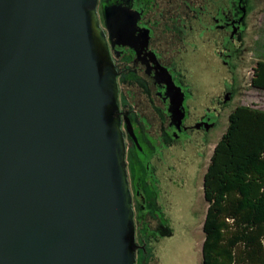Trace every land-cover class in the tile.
Here are the masks:
<instances>
[{
    "label": "water",
    "instance_id": "obj_1",
    "mask_svg": "<svg viewBox=\"0 0 264 264\" xmlns=\"http://www.w3.org/2000/svg\"><path fill=\"white\" fill-rule=\"evenodd\" d=\"M94 5L0 0V264L135 263L117 88ZM168 78L179 127L184 97Z\"/></svg>",
    "mask_w": 264,
    "mask_h": 264
},
{
    "label": "rangeland",
    "instance_id": "obj_2",
    "mask_svg": "<svg viewBox=\"0 0 264 264\" xmlns=\"http://www.w3.org/2000/svg\"><path fill=\"white\" fill-rule=\"evenodd\" d=\"M243 29L229 27L223 41L202 30L181 46L193 53L179 55L171 66L185 115L179 131L158 121L146 124L148 156L138 153L131 178L134 264H201L202 180L209 156L233 107L264 108V90L250 86L256 60L264 59V0L249 13L242 44Z\"/></svg>",
    "mask_w": 264,
    "mask_h": 264
},
{
    "label": "flooded vegetation",
    "instance_id": "obj_3",
    "mask_svg": "<svg viewBox=\"0 0 264 264\" xmlns=\"http://www.w3.org/2000/svg\"><path fill=\"white\" fill-rule=\"evenodd\" d=\"M258 2L95 0L97 25L108 48V68L117 88L116 106L111 114L122 135L126 178L134 203L133 167H137L134 164L138 153L147 158V145L150 143L147 140L150 129L146 124L158 121L176 127L177 131L182 127L184 100L183 116L177 127V117L181 112L171 105L175 89L168 84L169 74L173 84L178 85L171 74L175 59L179 55L193 53L192 48L182 50L181 46L200 38L202 30L223 41L229 27L233 30L241 24L244 25L240 35L243 44L250 6L255 4V8ZM129 125L134 138L128 132Z\"/></svg>",
    "mask_w": 264,
    "mask_h": 264
},
{
    "label": "trees",
    "instance_id": "obj_4",
    "mask_svg": "<svg viewBox=\"0 0 264 264\" xmlns=\"http://www.w3.org/2000/svg\"><path fill=\"white\" fill-rule=\"evenodd\" d=\"M252 70L250 86L264 90V59ZM202 192L201 264H264V108L237 104L229 112Z\"/></svg>",
    "mask_w": 264,
    "mask_h": 264
}]
</instances>
